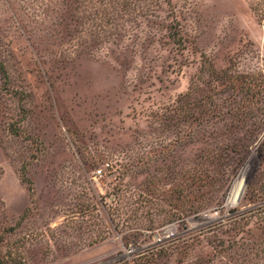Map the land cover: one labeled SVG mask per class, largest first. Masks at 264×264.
Wrapping results in <instances>:
<instances>
[{"label":"rangeland","instance_id":"374dc122","mask_svg":"<svg viewBox=\"0 0 264 264\" xmlns=\"http://www.w3.org/2000/svg\"><path fill=\"white\" fill-rule=\"evenodd\" d=\"M263 24L264 0H0L2 251L264 264V103L245 93ZM175 222L179 238L152 245Z\"/></svg>","mask_w":264,"mask_h":264},{"label":"trees","instance_id":"16d2710c","mask_svg":"<svg viewBox=\"0 0 264 264\" xmlns=\"http://www.w3.org/2000/svg\"><path fill=\"white\" fill-rule=\"evenodd\" d=\"M263 27H264V24H263ZM0 70L3 71V66L1 63H0ZM3 73H4V71H3ZM256 76L257 75H253V78H255ZM259 76H260V78L258 79L256 84H254V80L252 81V80L247 79L249 82V86L247 87L248 90H246L247 92H245V93L248 96H251V99H249L248 101L251 102L252 100L255 99V101H253L251 103H254L255 105H257L258 110H261V108H259L258 103L259 104H260V102L264 103L262 101V99L264 100V91L259 90V89L261 87H264V74H262L260 72ZM258 154H259V157H261V158L263 157L262 155H264V138L262 139L261 144L259 146ZM0 242L4 243V240L2 239V237L0 238ZM17 256H18V252L15 249H11L7 253H4L2 251V249L0 248V264H22V262L17 259Z\"/></svg>","mask_w":264,"mask_h":264},{"label":"built area","instance_id":"2783aa9c","mask_svg":"<svg viewBox=\"0 0 264 264\" xmlns=\"http://www.w3.org/2000/svg\"><path fill=\"white\" fill-rule=\"evenodd\" d=\"M108 170L112 168V166L110 164H107ZM107 177V174L105 173V171L103 169H97L94 171L93 173V183L98 186V187H102L103 186V180H105ZM210 217L209 215H205L204 217L200 218V219H206ZM199 219V220H200ZM198 221V219H197ZM179 238V222H175L172 223L164 228H162L161 230H159L158 232H156L153 235V242L152 245H158L161 246L163 244L169 243V242H173L175 240H177ZM135 248L130 245L129 248L127 249V252L130 254H132L134 252Z\"/></svg>","mask_w":264,"mask_h":264},{"label":"bare ground","instance_id":"6f19581e","mask_svg":"<svg viewBox=\"0 0 264 264\" xmlns=\"http://www.w3.org/2000/svg\"><path fill=\"white\" fill-rule=\"evenodd\" d=\"M252 167H253V161H250L246 165V167H244L242 172L240 173L239 177L237 178V180H236V182L232 188L230 196L228 198V201H227L228 206L233 207V206L238 204V201L241 199V197L245 191V188L248 184L247 178H248V175H249Z\"/></svg>","mask_w":264,"mask_h":264}]
</instances>
